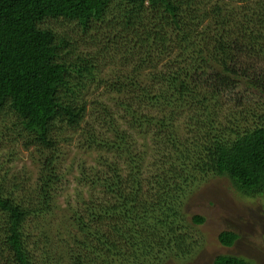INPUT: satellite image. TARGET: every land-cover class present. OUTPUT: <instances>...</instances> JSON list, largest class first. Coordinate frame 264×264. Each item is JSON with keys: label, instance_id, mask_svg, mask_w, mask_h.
Masks as SVG:
<instances>
[{"label": "trees", "instance_id": "trees-1", "mask_svg": "<svg viewBox=\"0 0 264 264\" xmlns=\"http://www.w3.org/2000/svg\"><path fill=\"white\" fill-rule=\"evenodd\" d=\"M110 57L122 69L104 81ZM94 82L119 97L107 130L89 129L82 144L103 170L78 179L89 200L66 208L68 241L31 236L30 221L59 209L58 130L80 129ZM3 111L17 119L8 136L45 160L33 187L0 176V264L186 259L182 210L201 184L224 177L245 197L264 194V0H0ZM124 121L141 136L155 129L163 159L149 180L146 152ZM238 238L222 232L219 242L230 248ZM213 264L253 263L220 255Z\"/></svg>", "mask_w": 264, "mask_h": 264}, {"label": "rangeland", "instance_id": "rangeland-1", "mask_svg": "<svg viewBox=\"0 0 264 264\" xmlns=\"http://www.w3.org/2000/svg\"><path fill=\"white\" fill-rule=\"evenodd\" d=\"M224 2L230 7H237L240 4V0H224ZM111 58H108V62H105V66L101 68L100 76L104 81L107 80V76L114 73L113 71L122 69L120 58ZM97 83H93L88 95L84 98L87 113L80 129L60 128L58 130L62 131L58 138L60 140L58 147L62 155L56 163L60 182L55 197L59 209L46 223L37 219L30 221L27 232L31 236L47 230L55 242L60 238L68 241L69 231L64 232L61 227L63 221L61 219L68 214L66 208L80 206L82 200H89L87 187L83 188L78 179L84 170L91 176L103 170L96 162L98 154L84 151L82 144L85 141V133L89 129L94 128L97 135L103 129L107 130L109 119L106 118V112L115 110L119 97L108 92L105 85ZM124 99L121 97V100ZM142 111L144 115L152 113L147 107H143ZM16 120V117L9 112H0V132L7 134L0 138L2 140L0 176L9 184L16 181L30 188L36 185L45 159L38 150L26 149L21 142L15 143L13 136H8L7 127L11 128ZM121 127L131 132L130 135L133 136L134 145L139 152H146L143 175L149 180L152 175L160 172L163 159V155L158 154L153 145L152 137L155 129L144 130L145 134L141 136L138 135L140 131L132 130L126 121ZM122 164L124 166V163ZM182 211L185 215L184 223L187 225L186 235H188L187 244L190 254L186 259L163 258L162 264H213L216 257L220 255L236 256L253 264H264V194L254 198L245 197L233 188L227 178L215 177L199 186L189 197ZM196 215L205 218L203 225L196 226L193 223L192 218ZM59 231L62 232L59 233L62 234L60 236ZM222 232H234L239 236L233 247L221 245L219 235ZM31 242H35V239Z\"/></svg>", "mask_w": 264, "mask_h": 264}]
</instances>
